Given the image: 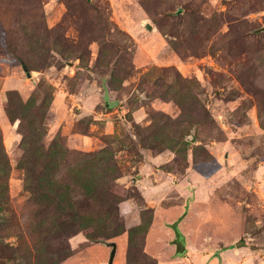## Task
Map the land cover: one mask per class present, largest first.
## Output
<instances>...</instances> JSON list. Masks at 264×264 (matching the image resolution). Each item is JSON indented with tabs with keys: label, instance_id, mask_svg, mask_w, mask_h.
<instances>
[{
	"label": "rangeland",
	"instance_id": "obj_1",
	"mask_svg": "<svg viewBox=\"0 0 264 264\" xmlns=\"http://www.w3.org/2000/svg\"><path fill=\"white\" fill-rule=\"evenodd\" d=\"M104 241L264 264V0H0V264Z\"/></svg>",
	"mask_w": 264,
	"mask_h": 264
},
{
	"label": "water",
	"instance_id": "obj_2",
	"mask_svg": "<svg viewBox=\"0 0 264 264\" xmlns=\"http://www.w3.org/2000/svg\"><path fill=\"white\" fill-rule=\"evenodd\" d=\"M148 28H151V25L148 24ZM105 244L108 246H111V252H110V258H109V263L112 264L117 252V242L116 241H104Z\"/></svg>",
	"mask_w": 264,
	"mask_h": 264
},
{
	"label": "trees",
	"instance_id": "obj_3",
	"mask_svg": "<svg viewBox=\"0 0 264 264\" xmlns=\"http://www.w3.org/2000/svg\"><path fill=\"white\" fill-rule=\"evenodd\" d=\"M107 103H108L107 105L109 107H112V106H114L116 104V102H109V100H107ZM173 227H174L175 231L177 232L178 236H180L181 234H180L179 230L176 228V224ZM175 242L178 243L179 246H181V248L184 247V242H183V237L182 236L177 238V240ZM183 252H184V250L179 249L177 253L178 254H182Z\"/></svg>",
	"mask_w": 264,
	"mask_h": 264
}]
</instances>
